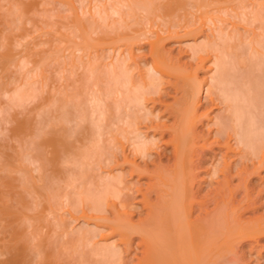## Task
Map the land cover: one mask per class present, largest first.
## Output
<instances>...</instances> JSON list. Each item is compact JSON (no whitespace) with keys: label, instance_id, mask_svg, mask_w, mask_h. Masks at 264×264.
<instances>
[{"label":"bare ground","instance_id":"1","mask_svg":"<svg viewBox=\"0 0 264 264\" xmlns=\"http://www.w3.org/2000/svg\"><path fill=\"white\" fill-rule=\"evenodd\" d=\"M24 1L18 0V2L23 5V7L21 5V8L24 9L25 11L26 10L28 11L29 9H30L29 11H31L33 7L37 6L35 3L34 4L36 6L33 5L34 1L30 2V3H29V0H28V2L26 1L28 4H25L26 2H24ZM63 1L65 2V0H62L61 3H64ZM70 1H72V0H70ZM153 1L158 2V0H156V1L153 0ZM168 1H166V2L168 3ZM216 1L217 0H215L214 2H216ZM219 1H226V0H219ZM15 2H17V1H15ZM135 2L136 1H134L133 3L135 4ZM142 2H140V3H142ZM147 2L149 3L150 0H147ZM164 2H165V0H163L162 4ZM170 2H171V0H170ZM170 2L167 4V6L170 4L173 5V2H171V3ZM211 2H213V1L211 0ZM239 2L241 3L243 1H239ZM66 3H67V1H66ZM260 3L264 4V3H262V1L259 3L257 2V4H259V7H260ZM68 4H70V6H69V8H71L70 12H72L71 13L72 14L71 20L73 21V25H72L73 30H72V27H70L71 30H69V28H68L67 31L68 30L69 31L67 32V34L66 33H64V34L61 33V34L64 35L65 39L63 38V40H67L68 42H70V45H72V46H66L68 44V42H64V45L62 44L63 45L62 48H61V45H59V43H57V44L60 47L55 45L54 42L57 41V38L54 36L48 40V44L50 43L49 44L50 45L49 52L45 55L43 54L38 59L35 58V59H37L38 62L41 63L40 64L41 66L43 65L42 63L44 60L45 61L49 60V61H51V63L53 60H54L53 63H55V61L58 60V63H61V61H60V59H61L62 62L64 63V67L68 68V71H65V74H67V72H68L67 78L65 76H63L64 77L63 79H65V80L70 79L71 82L74 83V84H72V86L74 85L73 87H75V86L76 87L75 88L71 87L72 92L71 91L68 92V90L70 89L69 85H71V83L69 82L68 83L69 85L64 84V83H67L68 80H66V82L64 81V83L62 81L63 89H65L66 87H67L66 89H68V90L65 89V96L63 95L64 93H63L62 89H58V90H61L62 93L60 91H57V93L60 92V94H62L64 97L63 96L60 97L59 96L60 94L59 95L57 94L58 96H55L56 95L55 94L54 95L55 97H52L49 94V95H45L46 97H44V99H43V100L48 101L47 102L48 105L45 106V108H46V111L47 110L49 111L50 115H51V112L48 108V107L51 108L50 105H53L52 107L57 105V108L58 107L60 108V109L58 108V110H57L58 113L62 108L61 112L59 114L56 112L57 114H56L55 118H54L55 114H53L55 112H53L52 113L53 116L51 115V120H49L48 116L46 115L47 113L43 112V114H42V111H40V109H38L39 112H37V113H39V115L43 118H45L44 117V115H45L47 120H48V121L44 122V124H43V118H42V120L40 119V117H39V119L38 118L34 119L36 117V114L33 113V115H35V117L34 118L31 117V115H30L32 113L31 111L33 110V112H35L37 108L31 107L32 110H30V112H31L30 113V112L26 111L28 109L26 104L30 107L32 105H29V104H31V102L34 101L33 98H35L37 96L40 97L36 93L37 88H35V91L33 90L34 86H36L35 84L31 85V87L33 86L32 89H30L31 88L30 86H28L29 89H27V86H26V88H25L26 90H24L23 85H21L22 84L21 83L19 85L22 87H18V88L13 87L14 90L12 89V91H13L12 95L9 96V101H10V103L12 102L10 104V106L13 108L15 106V108L13 109L14 110L13 113H15V114L14 115L12 114L13 117L11 116V118H13L12 121H14V123L12 122L13 125H9V126H12V128L10 127L12 130V132H11L12 134L11 133L10 134L12 135V138H14L13 139L14 142L10 139V141H11V143H10L7 138H5V142L0 141V264H61V262H58L57 255L56 256L54 255V253H53L54 250L49 251V250H52L49 247L50 243L48 245L46 244V240L49 236L47 235L48 237H46L45 234L43 235L42 231H46L45 228H47V227H45V226L49 227L47 231H49L51 228L53 230H58V228H61V230H62V227L65 226L64 218H62V217L56 218V215H55V217L53 219L52 216H49V215H51V213L47 214L46 211L49 212L50 210L48 211V209L54 208V207H52V204H55V202L59 201L57 199H59V197L62 196L61 191H64L63 187L67 186L66 184L64 186H62L63 185L62 181L58 182V180L59 179L62 180V178H64L63 181L67 180L66 181L67 184L71 185V182L73 181L72 184L76 185L77 182H79V184L82 185V183H84V182L81 181L82 182L81 183L80 179H83L82 176L87 175V172L89 173V171H88L89 169H87V168L91 167L89 165L90 160H91L90 164H93L92 163L93 157L98 158L99 162L106 161L105 163H103V165L106 163H113L114 162L115 165H119V167H121V169L116 174H110L111 172L109 171L108 175L106 174V175H102V176H97L98 177L97 181L94 180V182H93L91 180V182H93L94 185L97 186V188H95L94 186H91L92 183L90 181H89L90 183L89 182L87 183V185H88V186L86 185L87 188L88 187H90V188H89V190H87L86 196L85 195L84 196H85V198L88 197V199H91V200L93 198L92 203L88 202L89 200H85V198L83 199L81 196H79V197H81L80 198L81 201L77 200L79 198H77L78 196L75 195L76 198H74V199L76 202H74V203L79 205V203H77V202L80 201V203L82 202V204H83V202L87 201L88 203L93 204L92 206H95V207H93L94 210H90L91 204L89 205L86 202V204L89 205V206L87 205V207L90 208V209H88L89 212L91 211L90 213L93 214V211H94V213L96 214V215L94 214L95 215L94 216V215H89L86 212L82 213V216L85 219L83 217L82 218L86 222L89 221L90 219L92 220V218H95L99 215V213L101 212L100 210H103L102 208L104 207L103 205H104L105 201L108 200L107 197H105V196L102 197V195L103 194L104 195L109 194L110 199L112 198L111 199L112 201L110 200V203H111L110 205H112L115 208V209H113L115 211L113 213L114 214L113 218L109 219L110 222H106V221L104 222L103 221V223H110V226H109L111 228L110 231L116 232L119 236V240L124 242L125 246H127V247L130 245V243H132L131 240L134 238L133 236L138 235L140 237V240H139V242L138 241L137 242L139 243V245L140 244L143 245V249L141 248L143 255L141 258H139V261H143L144 264H227V263L232 264V262H235L238 257L237 258H236V256L233 257L232 256L233 254H231V253L232 252L235 253L234 249H237L235 246H237V244H239V242H241L244 239L245 240L246 239H253L256 235H258V236L264 235V216H262V215L260 217L255 216L254 218H250V219H246V220L243 219L244 221H240V219H239L240 214L237 212L238 209H240L241 207L244 206V204H246V205L243 209H246V208L248 209V208H250V206H252L251 208H253V207L258 208L259 206L256 207L257 204H255V203H256L257 198L258 199H259V197L261 198V191L263 190V189H259L257 191L254 190L255 186L252 185L251 181H252L253 176L255 174H260L259 170L262 167L264 168V50H263L264 49V35H262L260 38L258 36L259 34L256 35L257 36V37H255L256 39L253 40V41H255V44H252V43H251V45L249 44L250 45L249 47H251L250 48L251 51H247L248 56L245 55L246 56L245 59H243V56L241 55L242 53L240 54L238 52L242 56V58L239 60L238 59L239 56L235 57L237 59V61L234 62L235 65H233L234 63H232L234 60L233 61L230 60V63H232L230 65H232V66H230V65L229 66H230V69H232V68L234 69V70L232 69L233 72H232V70H229L228 65H225L226 62H222L223 58H221L222 59L221 62L219 60L220 58L218 59L219 56L218 57L215 56L216 59H213V61L215 60L216 68L214 66L213 73L211 75H209L210 77L208 78V81H206L208 83V85L205 88L206 90H205L204 98H205L206 102H208V103H210V105H212V108H217L219 106V108H223V110L221 112H217V113L215 112L216 114L213 115L214 118L212 119L211 124L215 125V129L213 132V138L214 139L212 138V140L208 142L207 137H204L196 129L197 124L202 122V118L205 116L206 117L209 116V110H210L209 108H207L203 112H201L200 114L199 113L197 114V111H196L197 106L200 105L199 104L200 99L197 98L198 97L197 95L202 88L203 80H200V81L196 80L195 88L193 87L194 88L193 89L191 87V89L194 92H192L190 94L192 98H189V93H188L189 102L187 100V96H186V98H184L182 100L180 99L181 97L178 99V97L175 96L174 102L165 103L164 99H162V95H165V93L163 94V92H161L162 89L160 90L159 87L157 88L158 84L161 83V80H160L162 78L161 74H163V75L167 74L170 76H175L176 80L174 82L172 81L175 88L177 87V84H179L178 83L179 78L182 75L181 73H179L180 70L182 69V68H180L181 66L176 64V62L174 60L171 61V60H169V58L167 59L165 57V55L162 53L163 52L162 51L163 46L161 45L162 49L159 47V45L161 43H163L162 40H161V43L159 42L160 41L159 38L161 36H163L161 34V32L159 33V31L157 30L158 33L161 34V36L160 37L156 36L155 37L156 39L154 38L158 42L155 40L152 41L149 39V41L151 43L150 44L151 45V51L150 52L153 55L152 62L150 63V66H148V67L146 66L147 67V69H146L147 73L146 74H147L149 79L147 80L145 77V79H146L145 80L144 77L143 78L141 77L142 79L139 81L136 79V83H135V82H132L131 78L130 79L128 78L130 73H127V72H129L127 67H126L127 69H125V65H126L125 64L126 63L125 57L126 56L124 57V55H125L124 53H122L123 54L122 56L124 58L123 57L121 58L120 57L121 55L119 57L116 56L111 62H109L108 65H106V64L104 65L103 63H100L101 62L100 57H102L101 56L102 54L99 57L98 54H100V53H97V55H93L94 57H90L91 55L88 53L90 58L87 57V58H84V60L82 58L83 56H81L83 54V51H82L80 56L75 54V51L77 53V51H79L83 48H84V50L86 47H87L86 49H89L88 46L85 47L86 44L89 45L92 42L95 43V41L92 40V34H91V31H93V28H91V27L93 25L90 21L88 22V20L87 21L85 20L89 14H87L86 18L84 19V18L79 16L81 11L79 12V14L77 13L76 8L80 7L81 5L78 6L76 4L78 7L75 6L74 0ZM142 4H144V2ZM152 4H150L151 9H152ZM183 4H184V2H183ZM204 4H205V2H204ZM217 4H219V2ZM241 4H243V3H241ZM244 4H245V2H244ZM15 5H16V3H15ZM18 5H20V4H18ZM215 5H216V3H215ZM220 5L223 6L222 2H221V4H219V6ZM141 6H143V5H141ZM219 6H217V7L221 8V6L220 7ZM13 7H15V6H13ZM82 7H83V4H82ZM168 7H166V8H168ZM178 7H179V3H178ZM226 7H225V10H226ZM36 8H34V10H36ZM53 8H55V7H53ZM92 8H91V10H92ZM114 9L116 10V9H118V7H116V8L114 7ZM148 9L144 8V10H147V11H148ZM255 9H256V7H255ZM262 9H263V7H262ZM8 10H12V9L10 8ZM34 10H33V12H34ZM104 10H105L104 12H106V9H104ZM118 10L121 12L120 9H118ZM160 10H159V12H161ZM168 10H171V9L168 8ZM16 11H18V10H16ZM20 11H21V9H20ZM133 11H134V9H133ZM149 11H150V9H149ZM206 11H205V13H207ZM218 11L219 10H217V12ZM256 11H258V10L256 9ZM256 11L254 10L253 13H255ZM36 12H38V11H36ZM67 12H68V10H67ZM113 12H115V11H113ZM154 12H156V11H154ZM170 12H173V11H170ZM263 12H264V10H263ZM13 13H15V11H13L12 14ZM89 13H90V11H89ZM93 13L91 15H93ZM249 13H251V12H249ZM10 14L11 13H9V15ZM28 14H30V13H28ZM149 14H150V12H149ZM152 14H150V16H152ZM216 14H219V13H216ZM223 14H221V15H223ZM259 14H260L259 17H257V14H255L256 16L254 14H252V15L257 17L256 19L260 18L262 15L264 16V14H262V13H259ZM98 15H100V14H98ZM110 15H111V13H110ZM167 15H169V12L167 13ZM18 16L20 17V15H18ZM105 16H109V15H105ZM123 16H124V14H123ZM123 16H121V17H123ZM147 16H149V15H147ZM215 16H217V15H215ZM93 17H96V16H93ZM93 17H92V19H93ZM121 17L119 16V19ZM129 17H132V15L131 16L129 15ZM11 18H13V17H11ZM23 18H25V15ZM34 18L35 17H33V19ZM105 18H108V17H105ZM213 18H214V16H213ZM36 19H38V18H36ZM131 19H133V18H131ZM204 19H206V18H204ZM0 20H1V17H0ZM97 20H98V18H97ZM97 20H95V22ZM120 20H122V19H120ZM137 20L138 19L136 18V21ZM106 21H108V20H106ZM202 21L204 22L203 19H202ZM8 22H10V21H8ZM65 22H67V20H65ZM142 22H144V21H142ZM219 22L220 21L218 19V23ZM16 23H18V22L16 21ZM32 23L34 25V22H32ZM45 23L47 24V22H45ZM109 23L113 24L114 22L112 21V23H111L109 21ZM4 24H6V23H4ZM97 24H99V21ZM105 24H107V22ZM213 24H214V21H213ZM216 24L217 23L215 22L214 28L216 27L215 26ZM57 25L55 26V28L57 27ZM61 25H63V24H61ZM99 26H101V25H99ZM108 26H110V25H108ZM127 26L128 25H126V26L123 25L122 27H127ZM47 27L49 28V26H47ZM18 28H20V27H18ZM16 29H17V27H16ZM60 29L62 30V27ZM103 29H102V31H103ZM125 29L126 28H124V30ZM261 29H262V27H261ZM50 30H51V28H50ZM112 30L115 31V29H112ZM126 30L128 31V28ZM133 30H135V29H133ZM136 30L132 34H134L136 32ZM223 30L224 29H222L221 31L223 32ZM263 30H260V31L262 32ZM52 31H53V29H52ZM56 31H58V30H56ZM157 31H156V34H158ZM217 31H219V30L217 29ZM71 32H73L74 35L73 34L71 35L70 34ZM97 32H99V31H97ZM106 32H107V34H110L108 32V30ZM139 32L143 33L142 30ZM139 32H137L136 35L134 34L136 36L135 41L137 39V35ZM222 32H220V33H222ZM226 32L228 33V31H226ZM0 33H2V32H0ZM3 33L0 34V46L4 47L3 52H0V59H1L0 62L2 63V66L1 65L0 66L2 67V70H6L10 65L14 64L15 66H17V64L19 63V61H18L19 59L15 58L16 57L15 52L12 51L13 50L12 47L14 46L12 44H14V43H13V40H11L12 39L11 35L9 33H6L5 35H3ZM20 33L22 34L23 31ZM56 33H55V35H56ZM94 33H96V32H94ZM126 33L127 32L122 33V34H126ZM213 33L216 34L215 32H212V34ZM262 33L264 34V32H262ZM116 34L120 35V32L116 33ZM232 34L235 37V34L234 33H232ZM102 35H104V34H102ZM110 35L107 37H110ZM128 35H129V33H128ZM144 35H147V34L144 33ZM2 36H3V38H2ZM46 36H47V34H46ZM100 36H101V34H100ZM115 36L112 35L111 37H114L116 39L117 36L116 37ZM127 36L126 37L124 36L125 38H123V40L126 38L128 39ZM237 36H236V38L238 39ZM19 37H21V36H19ZM75 37H76V39L78 38L79 41L76 40ZM107 37H106V39H107ZM93 38H94V40L98 39V38H95V36ZM231 38H230V40L232 41L233 36ZM239 38H241V37L239 36ZM1 39H3V40H1ZM55 39H56V41H55ZM119 39L121 40L122 38H119ZM130 39H132V38L130 37ZM133 39H134V36H133ZM163 39H165V37ZM224 39H227V38H224ZM237 39H234V40H237ZM44 40L42 39V41H44ZM103 40L104 39H102V41ZM109 40H110V38H109ZM111 40L115 41L113 38H111ZM144 40H146V38ZM212 40H214V39H212ZM230 40L228 39L229 43H230ZM58 41H60V40H58ZM107 41L108 40H106V42ZM117 41H118V39H117ZM216 41H218V39ZM216 41L212 42V46H209V45H211V42H207L209 45L208 46L206 45L205 47H207L208 49H209V47L210 48H213V47L216 48V46H214L215 43H217ZM61 42H63V41H61ZM127 42L130 43V41H127ZM234 42L235 41L231 42V44L229 45L230 48ZM239 42H240V40H239ZM34 43L36 45V44H40L41 42L40 43L34 42ZM226 43H227V41H226ZM46 44H47V41H46ZM35 45H34V47H35ZM236 45L234 43V45H232L233 51H230L231 49H229V52H234L235 51L234 46L236 47ZM256 45H258L259 47H261L263 49H259L258 47H256ZM28 46H30V44ZM64 46H66V47H64ZM81 46H83V48ZM90 46L93 47L92 44L89 45V47ZM113 46H115V45H113ZM202 47H204V46H202ZM226 47H227V45H226ZM228 47H227V49H228ZM240 47H241V45L238 46L239 49H240ZM243 47H242V49L245 50L246 46H243ZM26 48H28V50H27L28 56L32 55L31 53H33V51H34V49L32 50L33 44H32V46L26 47ZM36 48H38V47H36ZM191 48L193 50L197 49L196 46H194V47L192 46ZM207 48H206V50H207ZM91 49H93V48H91ZM242 49H240V50H242ZM30 50H32V51H30ZM47 50H48V47H47ZM65 50H67L68 52ZM199 50H200V52L205 51V49H203V48L199 49ZM44 51H45V49H44ZM63 51H65V54ZM92 51H94V50H92ZM210 51H216V50L211 49ZM37 52H38V50H37ZM124 52H126V51H124ZM66 53H68V54H66ZM227 53H228V51H227ZM238 53H235V54L238 55ZM129 54H130V52L128 53V55ZM235 54L233 53V55H235ZM36 55L34 54V56H36ZM103 55H105L104 52H103ZM117 55H118V53H117ZM220 56H221V54H220ZM24 57L26 58V56H24ZM107 57L105 56L104 59H106ZM204 58H206V57H204ZM204 58L200 56V58H199L200 62L198 65H196L197 68H198V66L199 67L203 66V61L205 60ZM104 59H102V60H104ZM26 60H27V58H26ZM241 60H243L244 63H242ZM244 60H246V61H244ZM45 61H44V63H45ZM49 61H46L45 65H47L48 64L47 62H49ZM24 62H26V61H24ZM62 64H61V66H63ZM65 64H66V66H65ZM68 64H69V66H68ZM34 65H35V63H34ZM37 66L39 67V65H37ZM61 66H60V69H61ZM4 67L5 68L7 67V68L5 69ZM43 67H44V65H43ZM65 68H64V70H65ZM32 69H33V67H32ZM195 69H196V67H195ZM0 70H1V68H0ZM7 70H6V74H7ZM62 70H63V68L59 71L61 72ZM78 70L82 73V75H80L81 73H79ZM63 71H62V73L64 74ZM191 71H193V70H191ZM77 72L79 74V80H77V78H75L77 76ZM194 72H193V74H194ZM2 73H5V72H2ZM57 73H58V71H57ZM184 73H185L184 75L186 76L187 71ZM32 75H33V73H32ZM42 75L43 74H41V76ZM60 75H61V73H60ZM62 75H61V78H62ZM184 75H182V76H184ZM90 77L91 78L95 77L96 80L94 78H92V79L95 80L96 83H98V84H101L99 82L103 79V77L104 78L107 77V80L109 79L108 77H110L112 79V81H111V79H109V80H110V83L112 82L114 88L111 86L112 84L111 85L109 84V81L108 82L106 81L109 90L107 92L105 91V93L110 92L107 96L105 94V97H109L108 99H110V101H107L108 99L105 97L102 98V96H104L103 95L104 90L99 91L98 89H100L101 85L96 84L98 87L93 85L95 83L93 80H92L93 82L90 80L91 79ZM101 77H102V79H101ZM194 77H196V76H194ZM12 78H14V77H12ZM20 78H21V74H20ZM20 78H18V79H20ZM88 78H90L89 80L93 83L92 85L95 86L96 88H98L97 90L99 92L90 83L89 84L91 85V87H93L92 92H91V89L89 87L90 86L89 84L84 85L85 83H88V81H89ZM42 79H43V77H42ZM97 79H101V80H98L99 82H97ZM82 80L84 82L83 85H81ZM158 80H160V82ZM17 81H19V80H17ZM76 81H77L78 85H77V83H75ZM20 82H21V80H20ZM183 82H185V81H183ZM188 82H190V81H188ZM2 83H3V81H2ZM42 83H43V81H42ZM30 84H33V83H30ZM169 84H171V82ZM184 84H187V83H184ZM193 84H191V85L194 86ZM13 85H14V83L12 84V86ZM58 85H59V83H58ZM107 85L103 88H106ZM188 85H190V84L188 83ZM1 86L3 87V85H1ZM82 86L84 88H85V86L89 87L88 93ZM110 86L113 89L110 90V88H109ZM185 86H187V85H185ZM20 88L23 90H21ZM42 88H43V86H42ZM4 89H5V87H4ZM4 89H2V90H4ZM44 89H46V88H44ZM74 89H75V91H73ZM79 89H84V91H86V93H87L86 95H88L90 93L91 96L90 95H88L90 97L85 96V95L82 96L81 92H83V91L81 90V92H80ZM180 89H182V88H180ZM87 90H88V88H87ZM66 91L69 94H66ZM101 91H103V92H101ZM41 93L42 92H40V95H41ZM4 94H5V92H4ZM83 94H84V92H83ZM182 94H183V92H182ZM185 95H186V93H185ZM29 99H33V100H31V102L27 103V100H29ZM190 99H192V101ZM195 99H196V101H195ZM38 100H41V98ZM46 101H44V102L46 103ZM145 101L152 102V105L149 108L144 107L143 102H145ZM34 102H33V104H34ZM39 102L41 103V101H39ZM158 102L165 104V107L162 110H164V112L165 111L168 112L169 115H172L174 117L173 123L172 124L170 123V125H168L166 123H159L158 121H156V122H154L155 124L153 123V125L152 124L148 125V128H151L150 130H153V132L151 134H149L147 132L149 130L144 131V133H142L141 132L142 130L139 131V126H137L138 119H140V118H138L139 116H138L137 112L138 111L140 112V110H142V107H143L144 108L143 110H145V108H146V110L149 109V111H147L146 114H150V115L153 114V116H155L158 119L159 117L157 116V112L155 113L154 111H151V107H155V104ZM7 103H8V101H7ZM24 104L27 108L26 110H25V107L23 108ZM39 105L37 104L38 107H39ZM42 105H44V104H42ZM42 105H40V106H41V109L43 110ZM69 106L71 109L72 108L73 109L70 110ZM21 108L24 109V112L26 111V112H28V114L29 113L30 114L28 115L25 112L26 115L23 118L22 117L20 118L19 113H20ZM45 108L43 111H45ZM22 109H21V111H22ZM34 109H35V111H34ZM119 109H121V110H119ZM51 110L53 111L54 108H51ZM143 110H142V113H143ZM9 111H10V108H9ZM49 113H48V115H49ZM24 114H22V115H24ZM2 115H4V114L2 113ZM2 115L0 114V116H2ZM139 115H141V114H139ZM5 116H3V118H5ZM52 117L54 119H52ZM142 117H141V120L144 119ZM167 117H169V116H167ZM8 118L10 119V116ZM8 118L6 116L5 119L8 120ZM146 118H147V115H146ZM148 118H150V117H148ZM106 119H107V122H106ZM206 119H208V118H206ZM37 120L39 122H37ZM150 120H152V119H150ZM0 121H3V120H0ZM8 121H7V123L9 124L10 122H8ZM40 121H42V122H40ZM85 122L87 123L86 125H84ZM102 122L108 123L109 124L108 126H110V124L111 125L113 124L112 127H114V125H116L117 126V127L115 126V128H117V129H115L116 132L119 131V129H121L119 135L120 136L122 135L123 137H121V139L123 138L129 144L130 148L129 147L128 148H129V150L131 149L129 151V153L131 154V157L127 153L124 152L125 145H128V144H126L123 139H122L123 141L120 140V138L118 137V133L115 132L117 134V136H113V135L111 136V134H110L111 138L109 135H108L109 137L107 136L108 138L107 137H105V139L102 138V136L104 137L105 135H107V134H103V132H102ZM120 122L122 124V128L120 127V124H119ZM3 123H5V122H3ZM3 123H2V126H3ZM123 125L125 127H123ZM2 126H1V128H3ZM4 126H5V124H4ZM105 126H104V128H105ZM108 126H106V127H108ZM146 126H147V124H146ZM110 127H108L107 129L111 130ZM8 129H9V127H8ZM156 131H159L158 137H155L154 132H156ZM105 132H108V131H105ZM10 134H8V135L10 136ZM167 134L169 137L164 138ZM1 140H4V139L1 138ZM104 140H108L107 144H106V141H104ZM231 140H233V142H231ZM7 142H9L11 145L13 143L16 144V145L14 144V148H12V150L14 149V152L11 150V148H9L10 144H7ZM104 142H105V144H104ZM158 142L161 144L163 143L166 146L167 145L172 146V150H171L172 158L170 156H168V157H170L169 160H171L172 162L171 163L168 162V163H164V164H161L163 162H161L159 164H158V162H156L157 163L156 167H154L153 169H150L149 168V162H151V161H148L147 157H149L151 155L153 150L157 152V148H160V146L158 145L159 144ZM124 143H125V145H124ZM215 146L219 149L225 148V150L220 153V150L214 149ZM205 148H209L210 150H214L215 151L214 156H216V157H217V155L219 156V157H217L216 163L213 164L214 167H213L211 173L213 175L219 173V174H221L222 178L221 179L219 178V180L217 181V185L213 186L212 190L208 191L205 194L203 193L204 195H202V196H199V191L201 188L200 187L201 182L197 181V173L194 172V169H196L197 166H199V164H198V161L195 162L194 156L199 155V154L203 155V153H205L204 152ZM6 149H10L11 150L10 152H13V153H9L8 151H6ZM199 149H200V151H199ZM233 151L236 152V154H234V156H236V155L239 156V160L237 162H233L231 160H228V158H227V157H229V158L231 157V155H229V153L233 152ZM139 157L143 159L142 164L136 161V159ZM121 158H122V161H120ZM233 158H231V159H233ZM95 160H96V162H95ZM95 160L93 162H95V164L97 165L98 160L97 159H95ZM248 162L252 165V168L248 167ZM85 166H87L86 169L84 168ZM124 166H128L129 169H125ZM94 167H96V166H94ZM114 168H116V166ZM114 168H112V169H114ZM83 169H85V170H83ZM86 170H87V172H85L86 173L85 174L83 171H86ZM96 170H97V168H96ZM33 171H35L36 174ZM115 172H117V171H115ZM15 173H18V176L15 175ZM99 173H100V170H99ZM82 174H85V175H82ZM127 174L128 175L137 174L138 176H142L144 174V176H148L150 179H152L149 183L147 182V186L144 187L145 188L144 190H142V188H138V190L142 193V202H144L145 205L149 204V206L147 205L149 208L147 211V216H144L143 218L140 217L141 219H138V221H132V219L130 217V213H129L131 211H127L128 210L127 208H130L131 203H130L129 199L127 198L128 196L126 197V195L122 192L123 189H129V185H127V183L125 184V182L123 180L124 176ZM216 176L217 175H215L214 177H216ZM77 177H78V179L76 180ZM90 178L91 177H89L88 179H90ZM235 178H238L240 180V182H238V184H233V181ZM85 179L86 178H84V180ZM75 180H76V182H75ZM60 183H62V184H60ZM133 183L135 184V182H133ZM79 184H77V188L79 187ZM75 185H73V186H75ZM196 185H197V188L194 189V186H196ZM61 186H62V189H60ZM67 188H68V186L66 187V189ZM91 188H92V191L90 190ZM94 188H95V191H94ZM58 189H60V193H59ZM71 190H74V189L70 188V191ZM81 191H83V190H80V192ZM89 191H91V192H89ZM255 191H256V194L254 195L253 192H255ZM130 192H133V191H130ZM151 192H154V194H156V196H157V200L156 201L153 200L154 201V202L152 201L153 203H149L151 201L150 200ZM66 194L68 195L67 192H66ZM69 194L71 196V192ZM89 194H91V195H89ZM64 195L62 196L63 198L60 197V200L67 198V196L66 195L64 196ZM106 196H108V195H106ZM130 196H132V195H130ZM54 197L56 198L57 201L55 200ZM138 199L141 200V198H138ZM138 199H136V200H138ZM66 200H64L63 204H65ZM114 200H116V201H114ZM69 201H70V199H69ZM262 201H264V200H262ZM51 202H52V204H51ZM71 202H73V201H71ZM97 202H99V203H97ZM108 202H106V203L109 204ZM234 202H237V203L235 204ZM69 204H67V205H69ZM210 204H212V207L209 206ZM71 205L73 206V204H71ZM71 205H70V207H71ZM80 206L82 207V205H80ZM57 208H55V209H57ZM67 209H69V208H67ZM130 209H132V208H130ZM29 210L32 211V213H29L28 212ZM195 210H197V211L199 210V211H198L197 216L194 218V217H192V212H194ZM97 211L99 212L98 215H97ZM53 213H55V212H53ZM61 215H63V214H61ZM63 217H64V215H63ZM100 222H102V221H99L98 223H100ZM43 227H44V230H42ZM88 227H89V225H88ZM92 228H94V227H92ZM92 228H91V230H88V232H90L91 234H94L92 231H95V230ZM77 229L78 228H76V231H78V233H79V239L77 237H75V238H77V240H80V247H82L81 242H83V240H84V242L82 244L85 248L83 247L84 248L83 250H85V249L89 250V248H87L84 245V243L86 242V244H87V242L88 243L92 242L91 241L92 238H91L90 233H88L87 230L83 231V229H81V228H79L78 230ZM85 229H86V227H85ZM61 230L59 229L58 231L60 232ZM72 231H74V230H72ZM49 232H48V234H50ZM59 232H57V233H59ZM51 233H53V232H51ZM57 233H56V235H57ZM68 233L69 232H67V234ZM78 233H77V235H78ZM53 234L55 237L56 236L55 233H53ZM59 234H61V232ZM59 234H58V236L61 237ZM61 235H63V234H61ZM94 236L95 235H93V237ZM68 237H69V234H68ZM62 238H63V236H62ZM65 239H64V241H65ZM67 240L68 239H66L65 242H67ZM58 242H60L59 238H58ZM71 242L73 243L74 241L71 240ZM71 242L69 241L68 244L69 245L71 244V246H73ZM77 242L79 243V241H76V243ZM60 244H63V242H60ZM93 244H95V243H93ZM46 246L49 247L50 249H48ZM54 246L57 247L58 245L57 246L54 245ZM45 247L48 250H45ZM119 247L120 246H118L116 244H108L104 247H101L100 249L98 248L99 250L97 248H95L96 251H100L99 255L101 256V259H100L101 262L100 261L99 262L101 264L102 263H105V264H122L121 263L122 260L120 261L121 250ZM63 249H65V247ZM59 250L61 251V249H59ZM79 250L81 251V249H78V251ZM55 251L58 252V250H55ZM60 251H59V253H60ZM93 252L95 253V251H93ZM79 253H77V254L79 255ZM78 255H77V257H78ZM68 258H69V256H68ZM239 258H240V256H239ZM84 259L86 260L88 258L84 257ZM81 260L84 261L82 258H81ZM89 260H90V258H89ZM99 262H97V263H99ZM62 264H65V263L62 262Z\"/></svg>","mask_w":264,"mask_h":264},{"label":"rangeland","instance_id":"2","mask_svg":"<svg viewBox=\"0 0 264 264\" xmlns=\"http://www.w3.org/2000/svg\"><path fill=\"white\" fill-rule=\"evenodd\" d=\"M8 1V2H7ZM11 1V2H10ZM15 1H17V2H15ZM24 1V0H23ZM28 2V0H25L24 2ZM34 1V2H33ZM42 1V2H41ZM45 1V2H44ZM61 1L62 0H29V3L30 2H33V5L34 6H36V7H33L32 8V10L31 11H25L24 9H22L21 8V3H19L18 2V0H0V17H1V20H0V32H4L3 33V35H5L6 33H9L10 35H11V40H13V43L14 44H12V45H14L12 48H13V50L12 51H14L15 52V58H17V59H19L18 61H19V63L17 64V66H15L14 64L13 65H10L6 70H7V74H6V70H2V63L0 62V68H1V70H0V114L2 115V113L4 114V115H2V116H0V120H3V121H0V141H2V142H5V138H7L8 139V141L11 143V141H10V139L14 142V138H12V130H11V128H12V126H9V125H13V123H14V121H12L13 120V118H11V116L13 117V115L15 114V113H13L14 112V108H15V106H14V108L13 107H11L10 106V104L12 103H10V101H9V96H11L12 95V89L14 90V88H18V87H22V86H20L19 84H21V85H23V88H24V90H26L25 88H26V86H27V89H29V87L28 86H30L31 87V85H36V86H34V88H33V90L35 91V88H37V90H36V93H37V95H39L40 97H35V98H33L34 99V101H32L31 102V100H33V99H29V100H27V103H29V102H31V104H29V105H32V106H28L27 104H26V106H27V108H26V106H25V104H24V106H23V108L25 107V110L26 111H28V112H30V110H32V108L34 107V108H37L36 109V111H35V109H34V111L35 112H33V110L29 113L30 115H31V117L32 118H34L35 117V115H33V113L34 114H36V117L34 118V119H36V118H38L39 119V117H40V119L42 120V118L43 117H41L40 115H39V113H37V112H39V110L38 109H40V111H42V114H43V112L45 113H47L46 115L48 116V119L49 120H51V115L53 116V114H55L54 115V118H55V116H56V114L58 113V108H57V105H55L54 107H52L53 105H50L51 106V108H54V110L52 111L51 110V108L50 107H48L49 108V110H50V112H51V115H50V113H49V111L47 110L46 111V108H45V106H47L48 104H47V102L48 101H46V100H43L44 99V97H46L45 95H51L52 97H55V96H58L59 94H60V92L62 93V91H63V95L65 96V89L67 88H65V89H63V87H62V81H63V83H64V81L66 82V80H68V79H63L64 77L63 76H65L66 78H67V75H68V72H67V74H65V71H68V68L66 67H64V63L62 62V60L60 59V61H61V63H58V60H56L55 61V63H53L54 62V60L52 61V63H51V61H49V60H46V61H49V62H47L48 64L47 65H45L46 64V61H45V63H44V61H43V65H44V67H43V65L41 66L40 64V62H38L37 61V59L40 57V56H42L43 54L45 55V54H47L48 52H49V47H50V43L48 44V40L50 39V38H52V37H56L57 38V41H56V39H55V41L56 42H54L55 43V45H57V46H59V45H61V48L63 47V45H64V42H68L67 40H63V38H64V35H62V34H64V33H66L67 34V32L69 31V30H71L70 29V27H72V30H73V21L71 20L72 18H71V13L72 12H70V9L71 8H69V6H70V4H68V3H70V2H72V1H70V0H65V2L64 3H61ZM66 1H67V3H66ZM132 1V2H131ZM134 1H136L135 2V4L133 3ZM144 2V4H142L143 2ZM156 1V0H155ZM166 1H168V0H165V2L162 4V2H163V0H158V2L156 1V2H154L153 0H150V2L148 3L147 2V0H74V5L75 6H80V7H78V8H76L77 9V13L79 14V12L81 11V13H80V17H82V18H86V15L87 14H89L88 15V17L85 19L86 21L88 20V22L90 21L91 23H92V27L91 28H93V31H91V34H92V40L93 41H95V43L94 42H92L91 44L93 45V47L92 46H90L89 47V45H91V44H86L85 45V47L86 46H88V48L89 49H86L85 48V50H84V48H83V46H81L83 49H81V50H79V51H77V53H76V51H75V54L76 55H78V56H80L81 55V53H82V51H83V54L81 55V56H83L82 58H83V60H84V58H87V57H89V55H88V53L91 55L90 57H94L93 55H97V53H100V54H98L99 55V57H100V55L102 56V57H100L101 58V62L100 63H103L104 65L106 64V65H108L109 64V62H111L116 56L117 57H119L120 55V57L122 58L123 56V54L122 53H124L125 55H124V57L126 58V65H125V69H127L128 68V71L129 72H127V73H130L129 74V76H128V78L130 79L131 78V80H132V82H135L136 83V79L139 81V80H141L143 77H144V79H145V77H146V79L148 80L149 78H148V76H147V67L148 66H150V63L152 62V58H153V55L151 54V43H150V41H149V39L150 40H155L156 38V36H161V34L163 35V36H161L159 39H160V43H161V40H162V42L163 43H159L160 45H159V47L161 48L162 46V53L165 55V57L168 59L169 58V60H171V61H175L176 62V64H178L179 66H181L180 68H182L181 70H180V72L179 73H181L182 75H184L185 73L184 72H186L187 71V74H186V76L184 75V76H182L181 75V79L179 78V84H177V87L175 88V86H174V84L172 83V81L174 82L175 80H176V77L175 76H170V75H167V74H161V83H159L160 82V80H158L159 82V84H158V86H157V88L159 87V89L161 90L162 89V91L161 92H163V94L165 93V95H162V99H164V101H165V103H172V102H174V100H175V96H177L178 97V99L180 98L181 100L182 99H184V98H186V96H187V100H188V102H189V99H188V93H189V98H192L191 97V93L192 92H194L192 89H191V87L193 88H195V83H196V80L198 81H200V80H203V83H202V88H201V90L199 91V93H198V97L197 98H199L200 99V105L199 106H197V108H196V111H197V114L199 113H201V112H203L205 109H207V108H209L210 110H209V116L208 117H203L202 118V122L201 123H199V124H197V126H196V129L198 130V132L200 133V134H202L204 137H207V141L209 142V141H211L212 140V138H213V132H214V129H215V125L213 124H211L212 123V119L214 118V114H216L217 112H221L222 110H223V108H219V106L217 107V108H212V105H210V103H208V102H206L205 101V98H204V94H205V88H206V86L208 85V83L206 82V81H208V78L210 77L209 75H211L212 73H213V70H214V66H215V68H216V65H215V60L213 61V59H216V57H218V59L220 60V62L222 61V59L221 58H223V61L222 62H226L225 63V65H228V68H229V70H232V69H230V66H232V65H230V64H232V63H234V62H236L237 61V59L235 58V57H238V59L240 60L241 58H242V56H243V59H245L246 58V56L245 55H247L248 56V54H247V51H251V47H249L250 45H251V43L252 44H255V41H253L254 39H256L255 37H257L256 35H258L259 36V38L262 36V35H264L262 32H264V16L262 15L260 18H258V19H256L257 17H259V13H262V14H264V12H263V10H264V4H261L260 3V7H259V4H257V2L259 3V2H261L262 1V3H264L263 1L264 0H226V1H219V0H217L216 2H214L215 0H212L213 2H211V0H171V2H173V5L172 4H170V5H168L167 6V4L170 2V0L168 1V3L166 2ZM199 1V2H198ZM239 1H243V2H241V3H243L244 4V2H245V4L243 5V4H241ZM10 2V3H9ZM25 3V4H28V3ZM40 2V3H39ZM44 2V3H43ZM50 2V3H49ZM140 2H142V3H140ZM147 2V3H146ZM153 4H152V3ZM170 2V3H171ZM177 2V3H176ZM183 2H184V4H183ZM204 2H205V4H204ZM219 2V4H221V2H222V5L223 6H221V8H218L217 6H219V4H217ZM225 2V3H224ZM15 3H16V5H15ZM20 4V5H18V4ZM36 5H35V4ZM130 3V4H129ZM158 3V4H157ZM178 3H179V7H178ZM181 3V4H180ZM214 3V4H213ZM215 3H216V5H215ZM6 4V5H5ZM8 4V5H7ZM77 4V5H76ZM82 4H83V7H82ZM128 4V5H127ZM132 4V5H131ZM147 4V5H146ZM150 4H152V9H151V7H150ZM211 4V5H210ZM213 4V5H212ZM18 5V6H17ZM68 5V6H67ZM118 5V6H117ZM123 5V6H122ZM141 5H143V6H141ZM146 7H145V6ZM172 5V6H171ZM182 5V6H181ZM257 5V6H256ZM7 8H6V7ZM13 6H15V7H13ZM67 6V7H66ZM116 8V7H118V9H120L121 10V12L118 10V9H114V7ZM139 6V7H138ZM158 6V7H157ZM168 7L169 9H171V10H168V8H166V7ZM219 6V7H220ZM227 6V7H226ZM18 7V8H17ZM22 7H23V5H22ZM53 7H55V8H53ZM93 7V8H92ZM110 7V8H109ZM163 7V8H162ZM165 7V8H164ZM225 7H226V10H225ZM255 7H256V9L258 10V11H256V9H255ZM258 7V8H257ZM262 7H263V9H262ZM12 9L13 11H15V13H13L12 14V10H8V9ZM34 8H36V10H34ZM80 8V9H79ZM84 8V9H83ZM86 8V9H85ZM91 8H92V10H91ZM96 8V9H95ZM144 8L145 9H150V11H149V9H148V11L150 12V14H152V16H150V14H149V12L147 11V10H144ZM218 8V9H217ZM20 9H21V11H20ZM104 9H106V12H104L105 10ZM133 9H134V11H133ZM136 9V10H135ZM155 9V10H154ZM157 9V10H156ZM161 9V10H160ZM215 9V10H214ZM253 9V10H252ZM260 9V10H259ZM16 10H18V11H16ZM33 10H34V12H33ZM45 10V11H44ZM67 10H68V12H67ZM79 10V11H78ZM108 10V11H107ZM159 10L161 11V12H159ZM165 10V11H164ZM207 10V11H206ZM217 10H219L218 12H217ZM254 10L256 11L255 13H253L254 12ZM3 11V12H2ZM20 11V12H19ZM36 11H38V12H36ZM89 11H90V13H89ZM102 11V12H101ZM111 11V12H110ZM113 11H115V12H113ZM136 11V12H135ZM153 11V12H152ZM154 11H156V12H154ZM170 11H173V12H170ZM205 11L207 12V13H205ZM262 11V12H261ZM23 12V13H22ZM94 12V13H93ZM99 12V13H98ZM120 12V13H119ZM124 12V13H123ZM135 12V13H134ZM148 12V13H147ZM165 12V13H164ZM169 12V15H167V13ZM175 12V13H174ZM204 12V13H203ZM219 13V14H216V13ZM224 14H223V13ZM249 12H251V13H249ZM258 12V13H257ZM9 13H11L10 15H9ZM27 13V14H26ZM28 13H30V14H28ZM39 13V14H38ZM69 13V14H68ZM93 13V15H91ZM103 15H102V14ZM110 13H111V15H110ZM127 15H126V14ZM129 13V14H128ZM147 13V14H146ZM160 13V14H159ZM164 13V14H163ZM223 14V15H221V14ZM67 14V15H66ZM85 14V15H84ZM98 14H100V15H98ZM120 14V15H119ZM122 14V15H121ZM123 14H124V16H123ZM166 14V15H165ZM203 14V15H202ZM212 14V15H211ZM252 14H257V17H255L254 15H252ZM18 15H20V17L18 16ZM22 15V16H21ZM24 15H25V18H23L24 17ZM32 17H31V16ZM39 17H38V16ZM105 15H109V16H105ZM129 15L131 16L132 15V17H129ZM137 15V16H136ZM147 15H149V16H147ZM210 15V16H209ZM215 15H217V16H215ZM252 15V16H251ZM93 16H96V17H93ZM103 16V17H102ZM119 16L121 17V16H123V17H121L120 19H122V20H120L119 19ZM128 16V17H127ZM154 16V17H153ZM156 16V17H155ZM213 16H214V18H213ZM222 18H221V17ZM251 16V17H250ZM254 16V17H253ZM11 17H13V18H11ZM27 17V18H26ZM29 17V18H28ZM33 17H35L34 19H33ZM70 17V18H69ZM92 17H93V19H92ZM105 17H108V18H105ZM110 17V18H109ZM112 17V18H111ZM151 17V18H150ZM153 17V18H152ZM201 17V18H200ZM253 17V18H252ZM4 18V19H3ZM19 18V19H18ZM36 18H38V19H36ZM40 18V19H39ZM61 18V19H60ZM97 18H98V20H97ZM131 18H133V19H131ZM136 18L138 19L137 21H136ZM204 18H206V19H204ZM217 18V19H216ZM252 18V19H251ZM255 18V19H254ZM69 19V20H68ZM83 19V20H84ZM103 21H102V20ZM108 20V21H106V20ZM112 19V20H111ZM155 19V20H154ZM202 19L204 20V22L202 21ZM211 19V20H210ZM218 19H219V23H218ZM226 19V20H225ZM6 20V21H5ZM15 20V21H14ZM23 20V21H22ZM39 22H38V21ZM65 20H67V22H65ZM92 20V21H91ZM95 20H97L96 22H95ZM118 20V21H117ZM120 20V21H119ZM151 22H150V21ZM210 20V21H209ZM216 20V21H215ZM222 20V21H221ZM8 21H10V22H8ZM16 21L18 22V23H16ZM27 21V22H26ZM37 21V22H36ZM98 21H99V24H97L98 23ZM107 22V24H105L106 22ZM109 21L112 23V21L114 22L113 24H110L109 23ZM142 21H144V22H142ZM213 21H214V24H215V22L218 24H216L215 26V28H214V24H213ZM3 24H2V23ZM24 22V23H23ZM31 22V23H30ZM32 22H34V25H33V23ZM45 22H47V24L45 23ZM57 22V23H56ZM128 22V23H127ZM224 22V23H223ZM260 22V23H259ZM262 22V23H261ZM4 23H6V24H4ZM22 23V24H21ZM94 23V24H93ZM104 23V24H103ZM121 23V24H120ZM152 23V24H151ZM233 23V24H232ZM19 24V25H18ZM58 24V25H57ZM61 24H63V25H61ZM67 24V25H66ZM69 24V25H68ZM235 24V25H234ZM10 25V26H9ZM36 25V26H35ZM38 25V26H37ZM57 25V27L55 28V26ZM60 25V26H59ZM71 25V26H70ZM99 25H101V26H99ZM106 25V26H105ZM108 25H110V26H108ZM116 25V26H115ZM118 25V26H117ZM123 25H128L127 27H122ZM220 25V26H219ZM8 26V27H7ZM47 26H49V28L47 27ZM51 26V27H50ZM67 26V27H66ZM114 26V27H113ZM137 26V27H136ZM139 26V27H138ZM151 26V27H150ZM4 27V28H3ZM16 27H17V29H16ZM18 27H20V28H18ZM24 27V28H23ZM42 27V28H41ZM62 27V30L60 29ZM104 29H103V28ZM110 29H109V28ZM131 27V28H130ZM149 27V28H148ZM261 27H262V29H261ZM40 28V29H39ZM46 28V29H45ZM50 28H51V30H50ZM58 28V29H57ZM69 28V30L67 31V29ZM103 29V31H102V29ZM120 30H119V29ZM124 28H128V31L125 29L124 30ZM152 28V29H151ZM213 28V29H212ZM19 29V30H18ZM44 29V30H43ZM52 29H53V31H52ZM65 31H64V30ZM112 29H115V31H113ZM133 29H137L136 30V32L134 33L135 35H136V33L137 32H139V31H143V33H138V35H137V39H136V41H135V38H136V36L134 35V34H132L135 30H132ZM144 29V30H143ZM148 31H147V30ZM217 29L219 30V31H217ZM222 29H224L223 30V32L221 31ZM21 30V31H20ZM28 30V31H27ZM43 30V31H42ZM56 30H58V31H56ZM108 30V32L111 34H107V32L106 31ZM112 30V31H111ZM120 32V35H118V34H116V33H119L118 31ZM151 32H150V31ZM155 30V31H154ZM159 31V33L161 32V34H159L158 33V31ZM260 30H263L262 32L260 31ZM10 31V32H9ZM22 32L23 31V35L20 33V32ZM48 31V32H47ZM60 31V32H59ZM97 31H99V32H97ZM111 31V32H110ZM123 31V32H122ZM156 31H157V33L158 34H156ZM226 31H228V33L226 32ZM254 31V32H253ZM13 32V33H12ZM45 32V33H44ZM51 32V33H50ZM57 32V33H56ZM94 32H96V33H94ZM125 32H127L126 34H122V33H125ZM131 32V33H130ZM150 32V33H149ZM212 32H215L216 34H212ZM220 32H222V33H220ZM2 33H0V34H2ZM19 33V34H18ZM27 33V34H26ZM29 33V34H28ZM55 33H56V35H55ZM62 33V34H61ZM75 33V32H74ZM106 33V34H105ZM113 33V34H112ZM128 33H129V35H128ZM144 33L145 34H147V35H144ZM225 33V34H224ZM232 33H234L235 34V37H234V35L232 34ZM262 33V34H261ZM8 34V35H9ZM46 34H47V36H46ZM51 34V35H50ZM71 35L73 34V32H71L70 33ZM99 34V35H98ZM100 34H101V36H100ZM102 34H104V35H102ZM117 36V38L115 39L114 37H111L112 35L113 36H115V35ZM134 36V39H133V36ZM156 34V35H155ZM255 34V35H254ZM21 36V37H19V36ZM50 35V36H49ZM53 35V36H52ZM61 35V36H60ZM74 35V34H73ZM95 36V38H98V39H95L94 40V36ZM110 35V37H107V36H109ZM128 35V36H127ZM140 35V36H139ZM213 35V36H212ZM215 35V36H214ZM217 35V36H216ZM233 36V40L232 41H235L234 43H235V45L237 44L238 46H240L241 45V47H240V49H242V47L243 46H246V48H245V50H240L239 48H238V46L236 45V47L234 46V49H235V51L234 52H229V49H231L230 51H233L232 50V45H234V43L231 45V48H230V44H231V40H230V38ZM238 35V36H237ZM97 36V37H96ZM104 38H103V37ZM115 36V37H116ZM119 36V37H118ZM123 36V37H122ZM127 36L128 37V39L126 38V39H124L123 40V38H125V37ZM229 38H228V37ZM236 36L238 37V39L236 38ZM239 36L241 37V38H239ZM17 37V38H16ZM19 37V38H18ZM100 37V38H99ZM106 37H107V39H106ZM130 37L134 40H132V39H130ZM165 37V39H163ZM213 37V38H212ZM222 37V38H221ZM246 37V38H245ZM253 39H252V38ZM2 38H3V36H2ZM109 38H110V40H109ZM111 38H113L115 41H112L111 40ZM119 38H122L121 40L119 39ZM146 38V40H144ZM152 38V39H151ZM155 38V39H154ZM158 38V37H157ZM224 38H227V39H224ZM18 39V40H17ZM42 39L44 40V41H42ZM62 39V40H61ZM65 39V38H64ZM75 39H76V37H75ZM101 39V40H100ZM102 39H104L103 41H102ZM108 40L107 42H106V40ZM117 39H118V41H117ZM130 39V40H129ZM158 39V40H159ZM212 39H214V40H212ZM218 39V41H216ZM221 39V40H220ZM228 39L230 40V43L228 42ZM232 39V38H231ZM234 39H237V40H234ZM1 40H3V39H1ZM21 40V41H20ZM35 40V41H34ZM58 40H60V41H58ZM76 40H78L79 41V39L77 38ZM98 40V41H97ZM239 40H240V42H239ZM245 42H244V41ZM250 40V41H249ZM46 41H47V44H46ZM61 41H63V42H61ZM111 41V42H110ZM127 41H130V43L129 42H127ZM155 41H157V40H155ZM217 42V43H215V45L214 46H216V48L215 47H213V48H210L209 47V49L207 48V47H205L206 45L208 46L209 44L207 43V42H211V45H209V46H212V42ZM226 41H227V43H226ZM254 43H253V42ZM34 42H41L40 44H36L35 45V43ZM45 42V43H44ZM99 42V43H98ZM105 42V43H104ZM110 42V43H109ZM158 42V41H157ZM237 42V43H236ZM17 43V44H16ZM19 43V44H18ZM21 43V44H20ZM23 43V44H22ZM57 43H59V45L57 44ZM207 43V44H206ZM239 43V44H238ZM245 45H244V44ZM30 44V46H32V44H33V48H32V50L34 49V51H33V53H31L32 55H29L28 56V53H27V50H28V48H26V47H30V46H28ZM43 44V45H42ZM63 44V45H62ZM69 44V45H68ZM68 44L66 45V46H72V45H70V42H68ZM204 44V45H203ZM221 44V45H220ZM250 44V45H249ZM16 45V46H15ZM34 45H35V47H34ZM95 45V46H94ZM113 45H115V46H113ZM162 45V46H161ZM226 45H227V47H228V49H227V47H226ZM66 46H64V47H66ZM194 47V46H196L197 47V49H192L191 47ZM200 46V47H199ZM202 46H204V47H202ZM36 47H38V48H36ZM47 47H48V50H47ZM60 47V46H59ZM80 47V48H81ZM256 47H258L259 49H263V48H261V47H259L258 45H256ZM18 48V49H17ZM20 48V49H19ZM42 48V49H41ZM91 48H93V49H91ZM205 49V51H201L200 52V50L199 49ZM206 48H207V50H206ZM222 48V49H221ZM244 48V47H243ZM38 50V52H37V50ZM41 49V50H40ZM44 49H45V51H44ZM91 49V50H90ZM216 50V51H210V50ZM238 49V50H237ZM250 49V50H249ZM3 50H4V47H2V46H0V52H3ZM16 50V51H15ZM32 50H30V51H32ZM36 50V51H35ZM69 50V49H68ZM92 50H94V51H92ZM104 50V51H103ZM119 50V51H118ZM128 50V51H127ZM209 50V51H208ZM264 50V49H263ZM25 51V52H24ZM65 51H67V50H65ZM65 51H63L64 52V54H65ZM97 51V52H96ZM101 51V52H100ZM105 53V55H103V52ZM124 51H126V52H124ZM220 51V52H219ZM222 51V52H221ZM227 51H228V53H227ZM237 51V52H236ZM241 51V52H240ZM24 52V53H23ZM68 52V51H67ZM108 54H107V53ZM130 52V54L128 55V53ZM200 52V53H199ZM224 52V53H223ZM242 55H240L239 53ZM117 53H118V55H117ZM233 53L235 54V53H238V55H233ZM249 53V52H248ZM20 54V55H19ZM23 56H22V55ZM34 54L36 55V56H34ZM41 54V55H40ZM60 54V53H59ZM66 54H68V53H66ZM128 56H127V55ZM167 54V55H166ZM215 54V55H214ZM218 54V55H217ZM220 54H221V56H220ZM224 54V55H223ZM87 55V56H86ZM131 55V56H130ZM214 55V56H213ZM22 56V57H21ZM24 56H26V58H27V60H26V58L24 57ZM107 57L106 59H104V57ZM114 56V57H113ZM200 56L201 57H206V58H204L205 60L203 61V66H198V68H197V66L196 65H198L199 64V62H200ZM216 56V57H215ZM223 56V57H222ZM233 56V57H232ZM241 56V57H240ZM245 56V57H244ZM89 57V58H90ZM123 57V58H124ZM30 58V59H29ZM35 58H37V59H35ZM99 58V59H100ZM230 58V59H229ZM25 59V60H24ZM29 59V60H28ZM33 59V60H32ZM102 59H104V60H102ZM1 60V59H0ZM32 60V61H31ZM35 60V61H34ZM87 60V59H86ZM230 60L231 61H233L232 63H230ZM24 61H26V62H24ZM30 61V62H29ZM242 61V63H244L243 62V60H241ZM244 61H246V60H244ZM33 63V64H32ZM34 63H35V65H34ZM50 63V64H49ZM63 63V64H62ZM66 63V62H65ZM229 63V64H228ZM24 64V65H23ZM39 65V67L37 66V65ZM61 64L63 65V66H61ZM230 65V66H229ZM233 65H235V63L233 64ZM26 66V67H25ZM60 66H61V69L63 68V70H64V68H65V70L63 71L64 72V74L62 73V71L60 72L59 70H61L60 69ZM65 66H66V64H65ZM68 66H69V64H68ZM147 66V67H146ZM31 67V68H30ZM32 67H33V69H32ZM127 67V68H126ZM195 67H196V69H195ZM24 68V69H23ZM30 68V69H29ZM43 68V69H42ZM52 68V69H51ZM130 68V69H129ZM185 68V69H184ZM235 68V67H234ZM19 69V70H18ZM81 70V69H80ZM184 70V71H183ZM191 70H193V71H191ZM234 70V69H233ZM233 70H232V72H233ZM33 71V72H32ZM43 71V72H42ZM57 71H58V73H57ZM145 71V72H144ZM191 71V72H190ZM195 71V72H194ZM2 72H5V73H2ZM19 72V73H18ZM31 72V73H30ZM78 72L79 73H81L79 70H78ZM78 72H77V76L75 77V78H77V80H79V74H78ZM193 72H194V74H193ZM32 73H33V75H32ZM60 73H61V75H62V78H61V75H60ZM20 74H21V78H20ZM41 74H43L42 76H41ZM189 74V75H188ZM5 75V76H4ZM9 75V76H8ZM14 75V76H13ZM19 77H18V76ZM26 75V76H25ZM80 75H82V73L80 74ZM128 75V74H127ZM142 75V76H141ZM196 76V77H194V76ZM24 76V77H23ZM60 76V77H59ZM2 77V78H1ZM8 77V78H7ZM12 77H14V78H12ZM17 77V78H16ZM42 77H43V79H42ZM50 77V78H49ZM142 77V78H141ZM18 78H20V79H18ZM41 78V79H40ZM84 78V77H83ZM91 78V77H90ZM90 78H88V80L90 79ZM92 78H94L95 79V77H92ZM90 79L91 81L93 80V79ZM106 78V79H105ZM103 77V79H102V77H101V79H97V82H99L98 80H101L99 83H101V84H98V83H96V79L95 80H93L94 81V83L95 84H93L90 80V82L88 81V83H85L84 84V82H83V80L81 81L82 82V84L81 85H87V84H93V85H95V86H97V85H101V87H100V89H98V88H96L95 86H93L96 90L98 89L99 91L100 90H104V92L103 91H101V92H103V95L104 96H102V98H104L105 97V94H106V96L110 93V92H108V93H105V91L107 92L109 89H108V85H107V82L109 81V84L111 85L112 84V82L110 83V80L109 79H111L110 77H108L109 79L107 80V77ZM7 79V80H6ZM145 79V80H146ZM193 81H192V80ZM17 80H19V81H17ZM20 80H21V82H20ZM27 80V81H26ZM30 80V81H29ZM56 80V81H55ZM70 80V79H69ZM67 81V83H64V84H68L69 82L71 83V85H69L70 86V89L68 90V89H66V90H68V92H72V88L71 87H73L72 86V84H74L73 82H71V80L70 81ZM104 80V81H103ZM169 80V81H168ZM2 81H3V83H2ZM42 81H43V83H42ZM48 81V82H47ZM107 81V82H106ZM111 81H112V79H111ZM183 81H185V82H183ZM188 81H190V82H188ZM5 82V83H4ZM17 82V83H16ZM33 83V84H30V83ZM131 82V83H132ZM171 82V84H169ZM11 83V84H10ZM14 83V85L12 86V84ZM16 83V84H15ZM28 83V84H27ZM48 83V84H47ZM58 83H59V85H58ZM75 83H77V81L75 82ZM106 83V84H105ZM130 83V84H131ZM184 83H187V84H184ZM188 83L191 85V84H193L194 86H190V85H188ZM9 84V85H8ZM42 84V85H41ZM89 84V85H90ZM97 84V85H96ZM1 85H3V87L1 86ZM17 85V86H16ZM47 85V86H46ZM65 85V86H66ZM77 85H78V83H77ZM91 85L89 86L90 87V89H91V92H92V88L93 87H91ZM103 85V86H102ZM107 85V87L106 88H103V87H105ZM181 85V86H180ZM185 85H187V86H185ZM42 86H43V88H42ZM45 86V87H44ZM80 86V85H79ZM112 87H113V84L111 85ZM111 86L109 87L110 88V90L111 89H113V88H111ZM185 86V87H184ZM4 87H5V89H4ZM10 89H9V88ZM14 87V88H13ZM33 87V86H32ZM32 87L30 88V89H32ZM41 87V88H40ZM60 87V88H59ZM76 87V86H75ZM75 87H73V88H75ZM81 87V86H80ZM83 87V86H82ZM87 86H85V90L87 91V93H88V91H89V87H87L88 88V90H87V88H86ZM98 87V86H97ZM184 87V88H183ZM44 88H46V89H44ZM51 88V89H50ZM79 88V87H78ZM102 88V89H101ZM180 88H182V89H180ZM193 88V89H194ZM2 89H4V90H2ZM21 89V88H20ZM44 89V90H43ZM58 89H62V91L61 90H58ZM84 89H79V91L81 92V90L84 92V94H83V92H81L82 94V96L83 95H85V96H88V95H90V93L88 94V95H86L87 93H86V91H84ZM94 89V90H95ZM184 89V90H183ZM187 91H186V90ZM11 90V91H10ZM21 90H23V89H21ZM40 90V91H39ZM97 90V91H98ZM192 90V91H191ZM3 91V92H2ZM38 91V92H37ZM45 93H44V92ZM52 91V92H51ZM57 91H60V92H58L57 93ZM73 91H75V89L73 90ZM98 91V92H99ZM167 91V92H166ZM185 91V92H184ZM4 92H5V94H4ZM40 92H42L41 93V95H40ZM67 91H66V94H69ZM182 92H183V94H182ZM185 93H186V95H185ZM56 94V95H55ZM58 94V95H57ZM71 94V93H70ZM6 95V96H5ZM43 95V96H42ZM55 95V96H54ZM62 94H60L59 96L61 97V96H63ZM80 95V96H81ZM182 95V96H181ZM8 96V97H7ZM42 96V97H41ZM63 96V97H64ZM91 96V95H90ZM90 96H88V97H90ZM62 97V98H63ZM120 97V96H119ZM5 98V99H4ZM40 99L41 98V100H38V99ZM105 98H109V97H105ZM106 99V100H107ZM11 100V99H10ZM112 100V99H111ZM191 101H192V99H190ZM3 101V102H2ZM7 101H8V103H7ZM39 101H41V103L39 102ZM44 101H46V103L44 102ZM107 101H110V99H108ZM195 101H196V99H195ZM33 102H34V104H33ZM26 103V102H25ZM144 104V107H147V108H149L151 105H152V102H150V101H145V102H143ZM6 106H5V105ZM37 104L39 105H42V104H44V105H42V108H43V110H44V108H45V111H43L42 109H41V106L39 105V107L37 106ZM4 105V106H3ZM13 105V104H12ZM2 106V107H1ZM32 107V108H31ZM56 107V108H55ZM164 107H165V104L164 103H156L155 104V107H151V111H154L155 113L157 112V116L159 117L158 119L155 117V116H153V114H146V112L147 111H149V109L148 110H146V108H145V110H143L144 108L142 107V110H143V113H142V110H140V112L138 111L137 112V114H138V118H140V119H138V124H137V126H139V131H141L142 133H144V131H147V130H149V131H147L149 134H151L152 132H153V130H150L151 128H148V125H150V124H152L153 125V123L154 122H156V121H158L159 123H166V124H168V125H170V123L172 124L173 123V119H174V117L172 116V115H169V113L168 112H164V110H162V109H164ZM4 108V109H3ZM9 108H10V111H9ZM31 108V109H30ZM22 109V108H21ZM21 109H20V113H19V117L21 118H23L25 115H26V113L28 114V112H24V109H22V111H21ZM60 109V108H59ZM69 109L70 110H72L71 108H70V106H69ZM127 109V108H126ZM7 110V111H6ZM38 110V111H37ZM61 110H62V108H61ZM61 110L59 111V113L61 112ZM119 110H121V109H119ZM16 111V110H15ZM9 112V113H8ZM11 112V113H10ZM17 112V111H16ZM22 112V113H21ZM25 114H24V113ZM53 112H55V113H53ZM57 112V113H56ZM216 112V113H215ZM48 113H49V115H48ZM53 113V114H52ZM58 113V114H59ZM149 113V112H148ZM13 114V115H12ZM22 114H24V115H22ZM28 114V115H29ZM41 114V113H40ZM139 114H141V115H139ZM7 116V118L10 116V119L8 118V120H6L5 118H6V116ZM71 115V114H70ZM146 115H147V118H146ZM3 116H5V118H3ZM167 116H169V117H167ZM44 117L46 118V116L44 115ZM50 117V118H49ZM141 117L142 118H144L143 120H141ZM148 117H150V118H148ZM3 118V119H2ZM45 118H43V124H44V122H46V121H48L47 120V118L45 119ZM53 117H52V119H54ZM206 118H208V119H206ZM150 119H152V120H150ZM11 120V121H10ZM7 121L8 122H10L9 124L7 123ZM104 121V120H103ZM164 121V122H163ZM166 121V122H165ZM3 122H5V123H3ZM13 122V123H12ZM37 122H39L38 120H37ZM40 122H42V121H40ZM106 122H107V119H106ZM106 122H102V132H103V134H107V135H105L104 137L102 136V138H104L105 139V137H107L108 135L110 136V134H111V136L113 135V136H117V134L116 133H118V137L120 138V140L121 141H123L122 139H121V137H123L122 135L120 136L119 135V133H120V131H121V129H119V131H115V129H117V128H115V126L116 125H114V127H112L113 126V124L111 125L110 124V126H108L109 124L108 123H106ZM2 123H3V126H2ZM7 123V124H6ZM106 123V124H105ZM4 124H5V126H4ZM42 124V125H43ZM87 123L85 122V124L84 125H86ZM120 124V127L122 128V124H121V122L119 123ZM146 124H147V126H146ZM155 124V123H154ZM41 125V126H42ZM108 126V127H110L111 128V130H109V129H107L108 127H106V126ZM1 126L3 127V128H1ZM9 127V129H8V127ZM104 126H105V128H104ZM11 127V128H10ZM117 127V126H116ZM123 127H125L124 125H123ZM6 128V129H5ZM148 128V129H147ZM8 129V130H7ZM106 129V130H105ZM105 131H108V132H105ZM110 132V133H109ZM113 134H112V133ZM116 132V133H115ZM11 133V134H10ZM115 133V134H114ZM8 134H10V136L8 135ZM154 134H155V137H158V135H159V131H156V132H154ZM8 135V136H7ZM108 136V137H109ZM111 136H110V138H111ZM9 137V138H8ZM107 137V138H108ZM169 136H168V134L164 137V138H168ZM1 138H3L4 140H1ZM118 138V139H119ZM214 139V138H213ZM7 141V140H6ZM104 141H106V144H107V141L108 140H104ZM9 142H7V144H10ZM12 142V143H13ZM124 142L126 143V144H128L125 140H124ZM161 142V141H160ZM231 142H233V140H231ZM101 143V142H100ZM103 143V142H102ZM125 143H124V145H125ZM159 143V142H158ZM14 144L15 143H13L12 145L10 144L9 145V148H11V150H12V148H14ZM104 144H105V142H104ZM16 145V144H15ZM159 146H160V148H157V152L156 151H152V153H151V155L149 156V157H147V160L148 161H151V162H149V168L150 169H153L154 167H156V162H158V164L159 163H161V162H163V163H161V164H164V163H171L172 161L171 160H169L170 159V157L172 158V156H171V150H172V146L171 145H165V144H161V143H159L158 144ZM165 145V146H164ZM129 144L128 145H125V148H124V152L125 153H127L130 157H131V154L129 153V151L131 150H129ZM164 147V148H163ZM214 149L215 150H220V153L221 152H223L224 150H225V148H221V149H219V148H217L216 146L214 147ZM10 149H6V151H8L9 153H13L14 152V149L12 150L13 152H10L11 151ZM168 152H166V151ZM207 150V151H206ZM159 151V152H158ZM170 151V152H169ZM199 151H200V149H199ZM165 152V153H164ZM205 153H203V155L201 154H199V155H195L194 156V159H195V162H197L198 161V164H199V166H197V168L196 169H194V172L195 173H197V181L198 182H201V188H200V191H199V196H202V195H204L205 193H207L208 191H210V190H212V188H213V186H216L217 185V181L219 180V178L221 179L222 178V176H221V174H219V173H217V174H212L211 173V171H212V169H213V164H215L216 163V161H217V157H219L218 155H217V157L216 156H214V153H215V151L214 150H210L209 148H205V151H204ZM234 154H236V152H230L229 153V155H231V157L229 158V157H227L228 158V160H231V161H233V162H237L238 160H239V156H234ZM168 156H170V157H168ZM160 157V158H159ZM234 157V158H233ZM150 158V159H149ZM199 158V159H198ZM231 158H233V159H231ZM95 159H97L98 160V158H92V160L94 161ZM153 159V160H152ZM198 159V160H197ZM91 161V160H90ZM89 161V165L91 166V167H89V168H87V166H85L84 168L86 169H89L88 171H89V173L87 172V170L86 171H83L84 173L85 172H87V175H85V174H82V175H85V176H82L83 177V179H80V182L82 181V182H84V183H82V185L81 184H79V182H77V184H79V187L77 188V184L75 185V184H72L73 183V181L71 182V185L70 184H67V180L66 181H63V179L64 178H62V180H58V182L60 181H62V183H63V185L62 186H64L65 184L68 186V188L66 189V187H63L64 188V191H61L62 192V196L65 194L66 196H67V198H65V199H61L60 200V197L61 198H63L62 196H60L59 197V199H57V200H59V201H57L56 200V196L54 197L55 198V200L57 201V202H55L54 200V202H55V204H52V202H51V204H52V207H54L53 209L51 208V209H48V211L49 212H47L46 211V213L48 214V213H51V215H49V216H52L53 217V219H54V217H55V215H56V218H64V223H65V226H63L62 227V230H61V228H58V230L60 229L61 231V234H63V235H61V234H59L60 232L58 231V230H53L52 228V230L50 229L49 231H47L48 230V226H45V227H47V228H45V230L46 231H42V230H44V227H43V229L41 230L42 231V234L44 235L45 234V236L46 237H48L47 238V240H46V244L48 245L49 243L51 244H49V247L52 249V250H49V251H55V250H58V252L57 251H53V253H54V255L56 256L57 255V257H58V262H61V264H62V262H64L65 264H101L100 262V259H101V256L99 255L100 253V251H96V249L95 248H101V247H104V246H106V245H108V244H116V245H118V246H120L119 248H120V250H121V253H120V261H121V263L123 264H144V262L143 261H139V258H141L142 257V255H143V252H142V249H143V245L142 244H140L139 245V240H140V237L138 236V235H134L133 237V239L131 240V242L132 243H130V245L127 247V246H125V243L124 242H122V241H120L119 240V236H118V234L116 233V232H113V231H110L111 230V228L109 227L110 226V223H103V221L105 222H110L109 221V219H111V218H113V213H114V211L115 210H113V209H115L112 205H110L111 203H110V200L112 199H110V196H109V194H106V195H108V196H106V195H104L103 193V195H102V197L103 196H105V197H107L108 198V200H106L105 201V203H104V207L102 208L103 210H100L101 212L99 213L98 211H97V215H98V213H99V215L97 216V217H95V218H92V220L90 219L89 221H85L84 219V217L82 216V213H84V212H86V213H88L89 215H94L95 213H94V211H93V214H91L90 212H89V210L88 209H90V210H94V208L93 207H95V206H92L93 204H91L92 203V200H93V198H92V200L91 199H88V197L87 198H85V196H86V193H87V190H89V188L90 187H88L87 188V183L90 181L91 182V180L94 182V180H96L97 181V179H98V177L97 176H102V175H108V173H109V171L111 172L110 174H116V173H118V171L121 169V167H119V165H115V163L113 162V163H106V164H104L103 165V163H105L106 161H104V162H99V160H98V162H97V165L95 164V162H96V160H95V162H93L92 161V163L93 164H90L91 162ZM120 161H122V158H121V160ZM119 161V162H120ZM136 161L137 162H139V163H143V159L142 158H137L136 159ZM100 164V165H99ZM113 166H111V165ZM109 165V166H108ZM64 166V165H63ZM94 166H96V167H94ZM101 166V167H100ZM116 166V168H114ZM99 167V168H98ZM106 167V168H105ZM109 167V168H108ZM125 167V169H129V167L128 166H124ZM248 167L249 168H252V165L248 162ZM96 168H97V170H96ZM112 168H114V169H112ZM85 169H83V170H85ZM91 169V170H90ZM100 170V173H99V170ZM102 169V170H101ZM111 169V170H110ZM94 171V172H93ZM108 171V172H107ZM115 171H117V172H115ZM260 172V174H255L254 176H253V178H252V181H251V183H252V185L253 186H255L254 187V190H259V189H263L264 190V168L262 167L260 170H259ZM35 174H36V172L35 171H33ZM107 172V173H106ZM114 172V173H113ZM212 176H210V175ZM15 175H17L18 176V173H15ZM65 175V174H64ZM146 175V174H145ZM215 175H217L216 177H214ZM81 176V175H80ZM79 177V176H78ZM78 177L76 178V180L78 179ZM89 177H91L90 179H88ZM93 177V178H92ZM211 177V178H210ZM81 178V177H80ZM84 178H86L85 180H84ZM76 180H75V182H76ZM123 180H124V182H125V184L127 183V185H129V189H123L122 190V192L126 195V197L129 199V201H130V203H131V206H130V208H132V209H130V208H127L128 210L127 211H131V212H129L130 213V217H131V219H132V221H138V219H141V218H143L144 216H147V211H148V206H149V204H144V202H142V193L138 190V188H142V190H144L145 188L144 187H146L147 186V182L149 183L152 179H150L148 176H144V174L142 175V176H138L137 174H132V175H125L124 176V178H123ZM201 180V181H200ZM239 179L238 178H235L234 179V181H233V184H238V182H240V180L238 181ZM79 181V180H78ZM211 181V182H210ZM65 182V183H64ZM74 182V183H75ZM89 182V183H90ZM93 182H91L92 184H91V186H94L95 188H97V186L96 185H94V183ZM130 184H129V183ZM133 182H135V184L133 183ZM62 183H60V184H62ZM84 184V185H83ZM134 184V185H133ZM73 185H75V186H73ZM87 185V186H86ZM62 186H61V188L60 189H62ZM70 186V187H69ZM73 186V187H72ZM90 186V185H89ZM260 187V188H259ZM70 188L71 189H74V190H71L70 191ZM81 188V189H80ZM93 188V187H92ZM92 188L90 189L91 191H92ZM95 188H94V191H95ZM132 188V189H131ZM137 188V189H136ZM195 188H197V185L196 186H194V189ZM60 189H58V191H59V193H60ZM78 189V190H77ZM86 189V190H85ZM131 189V190H130ZM80 190H83V191H81L80 192ZM207 190V191H206ZM261 191V198L259 197V199L257 198V200H256V203L255 204H257L256 205V207H258V208H251L252 206H250V208H246V209H243L244 207H245V205L246 204H244V206L243 207H241L240 209H238V213L240 214V216H239V219H240V221H244V220H246V219H250V218H254L255 216L257 217H260L261 215L262 216H264V201H262V200H264V191ZM91 191H89V192H91ZM130 191H133V192H130ZM256 191L255 192H253V194L255 195L256 194ZM65 192V193H64ZM66 192L68 193V195L66 194ZM71 192V196H70V193ZM97 192V191H96ZM128 192V193H127ZM131 193V194H130ZM204 193V194H203ZM56 195V194H55ZM60 195V194H59ZM58 195V196H59ZM64 195V196H65ZM75 195L76 196H78L77 198H79V199H77V200H80L81 201V197L84 199L85 198V200H89L88 202H91V203H88L87 201H85V202H83V204H82V202L80 203V201L79 202H77V203H79V205L78 204H76V203H74V202H76L75 201V199L74 198H76L75 197ZM85 195V196H84ZM89 195H91V194H89ZM130 195H132V196H130ZM253 195V196H254ZM70 196V197H69ZM79 196H81V197H79ZM72 197V198H71ZM104 197V198H105ZM53 198V199H54ZM58 198V197H57ZM91 198V197H90ZM106 198V199H107ZM131 198V199H130ZM138 198H141V200L140 199H138ZM67 199V200H66ZM69 199H70V201H69ZM136 199H138V200H136ZM64 200H66V202H65V204H63L64 203ZM150 202L149 203H153L154 201L153 200H157V196H156V194H154V192H151V195H150ZM71 201H73V202H71ZM109 201V202H108ZM112 201V200H111ZM114 201H116V200H114ZM153 201V202H152ZM53 202V203H54ZM59 202V203H58ZM68 202V203H67ZM86 202L90 205L91 204V206H90V208L89 207H87V205L88 204H86ZM106 202H108L109 204H107ZM70 203V204H69ZM97 203H99V202H97ZM235 204L237 203V202H234ZM67 204H69V205H67ZM71 204H73V206L71 205ZM96 204V203H95ZM107 204V205H106ZM133 204V205H132ZM60 205V206H59ZM70 205H71V207H70ZM75 205V206H74ZM78 205V206H77ZM80 205H82V207L80 206ZM88 205V206H89ZM97 205V204H96ZM109 205V206H108ZM148 205V206H147ZM84 206V207H83ZM107 206V207H106ZM209 206H211L212 207V204H210ZM58 207V208H57ZM61 207V208H60ZM63 207V208H62ZM74 207V208H73ZM55 208H57V209H55ZM67 208H69V209H67ZM79 208V209H78ZM83 208V209H82ZM93 208V209H92ZM60 211H59V210ZM71 209V210H70ZM76 209V210H75ZM250 209V210H249ZM254 209V210H253ZM70 210V211H69ZM78 210V211H77ZM85 210V211H84ZM88 212H87V211ZM246 210V211H245ZM81 213H80V212ZM103 211V212H102ZM199 211V210H198ZM198 211L197 210H195L194 212H192V217H196L197 216V214H198ZM243 211V212H242ZM29 213H32V211H28ZM53 212H55V213H53ZM59 212V213H58ZM96 212V211H95ZM196 213V214H195ZM46 214V215H47ZM53 214V215H52ZM61 214H63L64 215V217H63V215H61ZM80 214V215H79ZM260 214V215H259ZM60 215V216H59ZM96 215V214H95ZM94 215V216H95ZM242 215V216H241ZM48 216V215H47ZM48 216V217H49ZM101 218H100V217ZM51 217V218H52ZM84 219H83V218ZM141 217V218H140ZM191 217V218H192ZM244 217V218H243ZM249 217V218H248ZM101 219V220H100ZM244 219V220H243ZM52 220V219H51ZM68 221V222H67ZM92 221V222H91ZM99 221H102V222H100V223H98ZM69 224V225H68ZM85 224V225H84ZM88 225H89V227H88ZM92 225V226H91ZM81 226V227H80ZM84 226V227H83ZM68 227V228H67ZM85 227H86V229H85ZM92 227H94V228H92V229H94L95 231H92L94 234H91L90 232H88V230H91V228ZM76 228H81V229H83V231L84 230H87V232L88 233H90V235H91V243L89 242H87V244L90 246H88L87 244H86V242L84 243V245L87 247V248H89V250L88 249H85V250H83L85 247L83 246V242H84V240H83V242H81V246L82 247H80V240H77V238L79 239V233H78V231H76ZM66 229V230H65ZM77 229V230H78ZM72 230H74V231H72ZM59 232V233H57V232ZM82 231V230H81ZM46 232V233H45ZM48 232L50 233V234H48ZM51 232H53V233H55V235H56V233H57V237L55 236L54 237V234L53 233H51ZM67 232H69L68 234H69V237H68V234H67ZM86 232V231H85ZM77 233H78V235H77ZM58 234L61 236V237H59L58 236ZM48 235V236H47ZM77 235V236H76ZM88 235V234H87ZM93 235H95L94 237H93ZM62 236H63V238H62ZM258 235H256L253 239L255 240H253V239H244V240H242L241 242H239V244H237V246H235L237 249H234V251H235V253L234 252H232L231 254H233L232 256L233 257H235L236 256V258H237V260L235 261V262H232V264H264V235H260V236H258ZM75 237H77V238H75ZM58 238H59V241L60 242H63V244H60V242H58ZM61 238V239H60ZM70 239L69 241L71 242V240H73L74 242L72 243V245L73 246H71V244L69 245L68 244V240H67V242H65L66 241V239ZM261 238V239H260ZM64 239H65V241H64ZM63 240V241H62ZM249 240V241H248ZM76 241H79V243L77 242L76 243ZM82 241V240H81ZM138 241V242H137ZM248 241V242H247ZM93 243H95V244H93ZM54 245H58L57 247H55ZM63 245V246H62ZM96 245V246H95ZM251 245V246H250ZM99 246V247H98ZM255 246V247H254ZM47 247V246H46ZM45 247V250H48V249H50L49 247H47L46 248ZM65 247V249H63ZM70 247V248H69ZM74 247V248H73ZM84 247V248H83ZM61 249V251L59 250V249ZM142 248V249H141ZM78 249H81V251L79 250L78 251ZM93 249V250H92ZM95 249V250H94ZM98 249V250H99ZM261 250V251H260ZM59 251H60V253H59ZM84 251V252H83ZM86 251V252H85ZM93 251H95V253L93 252ZM80 252V253H79ZM259 252V253H258ZM77 253H79V255L77 254ZM76 254V255H75ZM83 254V255H82ZM77 255H78V257H77ZM68 256H69V258H68ZM239 256H240V258H239ZM84 260V261H82L81 260V258ZM84 257H87L88 259H84ZM80 258V259H79ZM89 258H90V260H89ZM94 258V259H93ZM60 259V260H59ZM96 259V260H95ZM240 259V260H239ZM82 261V262H81ZM100 261V262H99ZM86 262V263H85ZM97 262H99V263H97ZM103 262V261H102ZM126 262V263H125ZM102 264H105V263H102ZM227 264H231V263H227Z\"/></svg>","mask_w":264,"mask_h":264}]
</instances>
